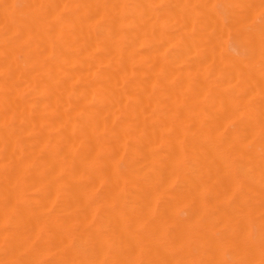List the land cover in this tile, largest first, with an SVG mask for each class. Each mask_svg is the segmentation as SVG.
<instances>
[{"label":"bare ground","instance_id":"bare-ground-1","mask_svg":"<svg viewBox=\"0 0 264 264\" xmlns=\"http://www.w3.org/2000/svg\"><path fill=\"white\" fill-rule=\"evenodd\" d=\"M0 264H264V0H0Z\"/></svg>","mask_w":264,"mask_h":264}]
</instances>
